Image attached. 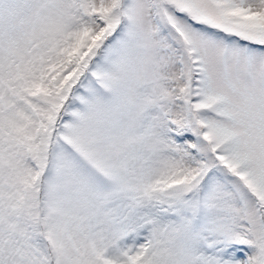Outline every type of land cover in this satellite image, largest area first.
I'll return each instance as SVG.
<instances>
[{"label": "snow or ice", "instance_id": "obj_1", "mask_svg": "<svg viewBox=\"0 0 264 264\" xmlns=\"http://www.w3.org/2000/svg\"><path fill=\"white\" fill-rule=\"evenodd\" d=\"M0 264H264V0H0Z\"/></svg>", "mask_w": 264, "mask_h": 264}]
</instances>
